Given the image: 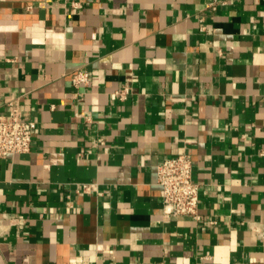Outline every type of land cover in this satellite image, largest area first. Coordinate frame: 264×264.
Instances as JSON below:
<instances>
[{
	"label": "crops",
	"instance_id": "0c3cea01",
	"mask_svg": "<svg viewBox=\"0 0 264 264\" xmlns=\"http://www.w3.org/2000/svg\"><path fill=\"white\" fill-rule=\"evenodd\" d=\"M14 100L37 129L0 158V264H264V0H0ZM182 153L201 220L163 209Z\"/></svg>",
	"mask_w": 264,
	"mask_h": 264
},
{
	"label": "built area",
	"instance_id": "2783aa9c",
	"mask_svg": "<svg viewBox=\"0 0 264 264\" xmlns=\"http://www.w3.org/2000/svg\"><path fill=\"white\" fill-rule=\"evenodd\" d=\"M79 7V2H74ZM89 72L78 70L73 75V84L79 87L88 83ZM133 92L130 85H124L112 93L115 100L123 101ZM7 114L0 115V158L31 151L36 123L25 118L18 100L10 103ZM89 119V118H88ZM104 143V141H103ZM157 183L162 188L163 209L166 214L187 216L201 220L200 185L195 181L193 160L190 154L182 153L160 161L156 167ZM210 220V223H214ZM264 243V232L260 234Z\"/></svg>",
	"mask_w": 264,
	"mask_h": 264
}]
</instances>
